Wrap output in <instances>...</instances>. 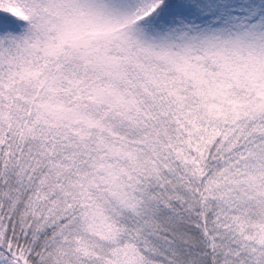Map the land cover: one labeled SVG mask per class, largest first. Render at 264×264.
Wrapping results in <instances>:
<instances>
[{
  "label": "snow or ice",
  "instance_id": "obj_1",
  "mask_svg": "<svg viewBox=\"0 0 264 264\" xmlns=\"http://www.w3.org/2000/svg\"><path fill=\"white\" fill-rule=\"evenodd\" d=\"M0 264H264V0H0Z\"/></svg>",
  "mask_w": 264,
  "mask_h": 264
}]
</instances>
